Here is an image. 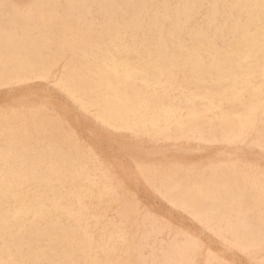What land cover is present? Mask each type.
<instances>
[{
    "label": "bare ground",
    "instance_id": "bare-ground-1",
    "mask_svg": "<svg viewBox=\"0 0 264 264\" xmlns=\"http://www.w3.org/2000/svg\"><path fill=\"white\" fill-rule=\"evenodd\" d=\"M243 4L241 13L244 20L240 23V28L245 30V36L230 56H224L218 51L209 55L203 54L202 51H190L175 63L165 56L166 59L162 63L166 68L152 65L147 69H139L122 63L124 66H105V71L93 74L74 68L71 61L66 60L61 67L64 74L59 78V87L73 105L85 114H92L105 128L130 132L136 136H149L151 133L152 139L170 143L184 139L199 143H216L217 137L212 136V132L209 133L204 124L205 113H220L222 119H230L227 111L232 103L237 101L240 87L253 88L250 79H255L257 73L260 74L257 77L264 78V27H260L262 20L257 23V17L262 14L264 16V0H243ZM36 25L38 26H33V29L41 32L47 30L48 22H38ZM150 31L152 35L159 34L157 26H151ZM172 38H176V35ZM10 40L15 43L13 39ZM66 44L67 42H64L60 45V51L66 48ZM77 46L81 47L80 43L74 40L67 44V49L74 52L79 49ZM241 47H245L247 52L241 50ZM22 50V54L12 55L0 47V89L14 86L28 88L34 81L44 79L60 65L57 60L44 64L33 50ZM166 51L168 47L162 48L164 54ZM154 60L158 59L155 57ZM251 64H256L255 72L247 74L246 69ZM186 68L190 69L194 77H198L197 85L193 86V92L187 97L185 106L168 104L172 91H178L180 88L177 86L174 89L171 81L178 72L185 71ZM74 73L76 75H73ZM165 74L170 79L166 82V87L162 88ZM24 93L27 91L24 90ZM29 96L31 97V94ZM29 104L14 110L0 111V264H19V259L24 260L27 235L33 238H47L50 250L58 249L62 254V264H111L112 254L124 242L122 236L113 233L98 244L89 232L80 235L77 230L62 228L59 219L61 214L58 212L62 209L69 210L77 204L78 209L73 210L71 215L81 216L82 211H85L82 209L83 203L92 197L106 196L121 205L131 204L117 193V189L111 184L108 171L102 164L97 163L95 155L86 151L79 141L67 135L62 137L56 126L46 121L45 116L36 112L31 103ZM199 104L205 105L206 109L201 111ZM243 114L247 118L252 116L244 110L238 118L243 119ZM259 117L264 118V109ZM257 119L251 118V129L257 124ZM238 127L240 129L235 132L226 133L229 135L225 134L221 142L234 144L236 136L243 142L246 137L242 134L241 127ZM44 134H47L46 139ZM97 148L99 149L98 146ZM88 163H92L91 176L84 174ZM150 171L152 170L145 168L139 173L156 193H160L169 203L178 206L185 213L200 219L223 244L227 243L230 248L241 252L252 251L261 256L260 263L264 264V184L255 185L251 183L250 178L243 179L238 171L229 166L216 170L215 175L207 177L201 173L188 177L172 170L155 173ZM57 181H64L60 185L66 188V191L59 196L48 198L47 195L53 193ZM136 181L138 183V180ZM99 183L102 190L96 192ZM135 184L131 185L136 186ZM37 185L40 190L36 192L35 197L30 196L29 192ZM72 192L77 193L78 198H73ZM129 210L135 213L132 208ZM155 221L150 225V230L136 232H141L145 246H149L151 240H155L156 236L162 233ZM22 227L26 230L24 234L20 232ZM229 247L226 249L229 250ZM161 251L162 264H196L201 250L195 242L185 241ZM153 258L155 263L159 259L156 255ZM218 262L221 263V260Z\"/></svg>",
    "mask_w": 264,
    "mask_h": 264
},
{
    "label": "rangeland",
    "instance_id": "rangeland-1",
    "mask_svg": "<svg viewBox=\"0 0 264 264\" xmlns=\"http://www.w3.org/2000/svg\"><path fill=\"white\" fill-rule=\"evenodd\" d=\"M242 7L243 0H0V47L12 55H20L23 53L22 49L28 48L33 50L44 64H50L54 60L60 63L57 69L44 79L34 81L28 88L14 86L15 88L0 89V111L14 110L31 103L36 112L56 126L62 137L67 135L79 141L86 151L96 156L94 159L97 163L106 168L111 184L131 206L121 205L106 196L92 197L83 203L82 209L85 211H82L81 216L71 215L73 210L78 209L77 204L74 205L76 207L62 209L58 213L61 214L59 219L62 228L77 230L80 235L89 232L98 244L110 234L122 236L124 242L112 254L111 264H162L161 249L167 250L175 243L185 241H193L200 247L196 264H261V256L255 255L252 251H237L230 248L227 243L223 244L200 219L185 213L178 206L169 203L160 193H156L142 178L140 170L147 168L152 170L150 171L152 173L172 170L188 177L201 173L207 177L229 166L238 171L243 179L250 178L252 181L250 182L255 185L264 184V118L259 117L261 110L264 109V78L257 77L260 75L257 73L255 79H250L253 88L240 87L241 92L237 101L232 103L227 111L230 119H222L220 113H205L204 124L209 133L212 132V136L217 137L216 143H199L186 139L170 143L152 139L151 133L149 136H136L130 132L105 128L92 114L81 112L59 87V78L64 74L62 65L69 60L74 68L93 74L105 71V66L128 65L147 69L152 65H160L166 68L163 63L167 56L175 63L190 51H202L206 55L218 51L224 56H230L233 50L240 46L245 36V30L240 28V23L244 20ZM260 20H262L260 27H264L263 14L257 17V23ZM44 21L48 22L47 30L39 32L33 29V26H38L36 25L38 22L45 23ZM151 26H157L158 35L151 34ZM173 35H176V38H172ZM10 39L16 44L11 43ZM74 40L80 43L81 47L77 46L79 49L72 52L67 49V44ZM64 42H67L66 48L60 51V45ZM166 47L168 51L164 54L162 48ZM241 50L247 52L245 47H241ZM155 57L158 60L155 61ZM255 66L256 64L248 65L247 74L255 72ZM169 79L168 75L163 76L162 88L166 87ZM197 81L198 77H194L189 68L178 72L171 83L173 88L177 86L180 88L178 91H172V97L167 103L185 106V101L193 92V86L197 85ZM24 90L27 93H24ZM20 98L24 99L21 101ZM17 103L19 105H16ZM198 108L203 111L206 106L199 104ZM244 110L252 116L247 118L243 114V119H239L238 116ZM252 117L258 119L255 127L251 129ZM238 126L246 137L243 142L239 141V136L234 139L235 145L221 142L226 133L240 129ZM44 138H47V134H44ZM86 167L88 169L84 174L91 176L92 163H88ZM63 182L57 181L53 193L47 197L59 196L65 192L66 188L60 185ZM26 190H29L27 186ZM39 190L40 187L37 185L32 188L29 195L35 197ZM99 190H102L100 183L96 192ZM78 196L72 192L73 198ZM262 200L264 202V198ZM130 208L134 210L135 215L130 212ZM153 220L158 221H155V224L162 229V233L158 234L155 240H151L149 247L144 245L141 232H136L150 230ZM215 230L217 231V228ZM20 232L26 233L25 228L22 227ZM25 241L26 256L24 260L19 259V264H62V254L58 249L50 250L47 238H33L27 235ZM144 247L145 249H142ZM226 247L227 249L229 247V250ZM154 255L159 257L156 263L153 261ZM220 260L221 263L218 262Z\"/></svg>",
    "mask_w": 264,
    "mask_h": 264
}]
</instances>
